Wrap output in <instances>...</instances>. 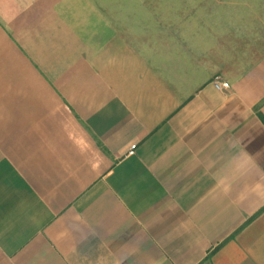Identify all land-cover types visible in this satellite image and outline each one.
Masks as SVG:
<instances>
[{
  "label": "crops",
  "instance_id": "crops-1",
  "mask_svg": "<svg viewBox=\"0 0 264 264\" xmlns=\"http://www.w3.org/2000/svg\"><path fill=\"white\" fill-rule=\"evenodd\" d=\"M201 15L0 0V264H264V43Z\"/></svg>",
  "mask_w": 264,
  "mask_h": 264
},
{
  "label": "rangeland",
  "instance_id": "rangeland-1",
  "mask_svg": "<svg viewBox=\"0 0 264 264\" xmlns=\"http://www.w3.org/2000/svg\"><path fill=\"white\" fill-rule=\"evenodd\" d=\"M89 2L92 8L102 12L192 11L194 23H200L199 19L203 14L209 24L216 23L217 20L220 22L222 18L225 29H232L237 34L236 38L242 39L241 41H248L246 32L248 25L252 27L255 25L257 42L264 43V32H261L264 30V0H89ZM217 11H221V17L217 15ZM237 22H240L238 27L233 25Z\"/></svg>",
  "mask_w": 264,
  "mask_h": 264
},
{
  "label": "built area",
  "instance_id": "built-area-1",
  "mask_svg": "<svg viewBox=\"0 0 264 264\" xmlns=\"http://www.w3.org/2000/svg\"><path fill=\"white\" fill-rule=\"evenodd\" d=\"M213 84L219 90H225V89H228L230 87L229 82L221 81L219 79H215L213 81ZM134 148H135V144L131 145L129 150H128V153H130V154L133 153L134 152Z\"/></svg>",
  "mask_w": 264,
  "mask_h": 264
}]
</instances>
